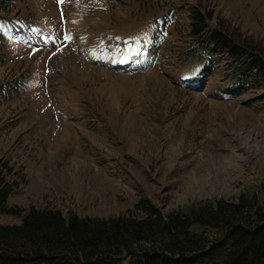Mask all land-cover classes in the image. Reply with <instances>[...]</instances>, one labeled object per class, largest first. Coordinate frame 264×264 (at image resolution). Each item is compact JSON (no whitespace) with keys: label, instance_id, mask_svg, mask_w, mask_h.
<instances>
[{"label":"rangeland","instance_id":"rangeland-1","mask_svg":"<svg viewBox=\"0 0 264 264\" xmlns=\"http://www.w3.org/2000/svg\"><path fill=\"white\" fill-rule=\"evenodd\" d=\"M197 12L264 59V0H0V226L260 193L264 72L196 36Z\"/></svg>","mask_w":264,"mask_h":264},{"label":"trees","instance_id":"trees-1","mask_svg":"<svg viewBox=\"0 0 264 264\" xmlns=\"http://www.w3.org/2000/svg\"><path fill=\"white\" fill-rule=\"evenodd\" d=\"M195 35L227 50L246 72L264 59L229 33L207 30L195 15ZM237 202L205 201L166 217L146 207L143 219L64 217L33 208L21 225L0 226V264H264V185ZM12 193L0 172V213Z\"/></svg>","mask_w":264,"mask_h":264},{"label":"bare ground","instance_id":"bare-ground-1","mask_svg":"<svg viewBox=\"0 0 264 264\" xmlns=\"http://www.w3.org/2000/svg\"><path fill=\"white\" fill-rule=\"evenodd\" d=\"M257 5V4H256ZM31 42V41H30ZM255 129V128H254ZM253 129V130H254ZM257 136V135H256ZM256 138V137H255ZM202 164V163H201ZM200 164V165H201ZM199 166V165H198ZM198 166H197V168H195L194 170V172H195V174L194 175H192V176H190V174H188V175H186V177L187 176H190V177H208L207 175L206 176H201L200 174H199V169H198ZM206 167V166H205ZM201 169V168H200ZM202 169H205V168H202ZM206 171V170H205ZM213 171H215V170H213ZM213 171H209L210 173L211 172H213ZM193 174V173H192ZM225 175V174H224ZM96 177H98V176H96ZM102 177H104V176H102ZM107 178H109L110 179V177H107ZM197 179H200V178H197ZM96 181V178H95V180H94V182ZM205 181H206V179H205ZM204 181V182H205ZM103 182H108V180L106 179V178H103V181H97V184H96V188H93L95 191H97V190H103V187H104V184H103ZM112 185L113 186H115L116 188L117 187H119V184L118 183H116V182H114V181H112ZM82 189H83V192H86V189H85V187H82Z\"/></svg>","mask_w":264,"mask_h":264},{"label":"snow or ice","instance_id":"snow-or-ice-1","mask_svg":"<svg viewBox=\"0 0 264 264\" xmlns=\"http://www.w3.org/2000/svg\"><path fill=\"white\" fill-rule=\"evenodd\" d=\"M59 2H61V3H62V2H63V0H59Z\"/></svg>","mask_w":264,"mask_h":264}]
</instances>
